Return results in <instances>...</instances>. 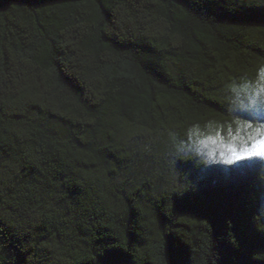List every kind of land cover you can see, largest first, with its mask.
I'll return each instance as SVG.
<instances>
[{
    "label": "trees",
    "instance_id": "16d2710c",
    "mask_svg": "<svg viewBox=\"0 0 264 264\" xmlns=\"http://www.w3.org/2000/svg\"><path fill=\"white\" fill-rule=\"evenodd\" d=\"M261 69L264 0H0V264H264Z\"/></svg>",
    "mask_w": 264,
    "mask_h": 264
},
{
    "label": "snow or ice",
    "instance_id": "6c2138e0",
    "mask_svg": "<svg viewBox=\"0 0 264 264\" xmlns=\"http://www.w3.org/2000/svg\"><path fill=\"white\" fill-rule=\"evenodd\" d=\"M260 80L264 82V69H261L260 71ZM259 91L262 95H264V83L261 84ZM251 127V125H245V128L250 129ZM229 136L232 141L239 139L241 141V145L239 150H237V148L232 143L227 145L228 154L225 155L224 158L228 162L245 159L253 155L264 157V128H256L252 134L247 137V140L251 142L250 145H248L244 138L240 135V129H237L236 135H232L230 131ZM221 139L222 138L220 137L219 133H217L215 137L209 136L207 141L201 140L199 143L205 144L206 142H210L215 144L218 141H221Z\"/></svg>",
    "mask_w": 264,
    "mask_h": 264
}]
</instances>
